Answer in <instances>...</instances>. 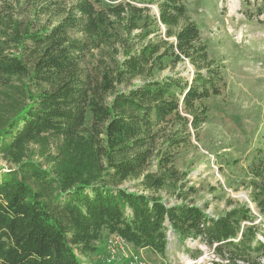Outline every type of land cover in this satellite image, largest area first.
I'll list each match as a JSON object with an SVG mask.
<instances>
[{"label":"trees","instance_id":"obj_1","mask_svg":"<svg viewBox=\"0 0 264 264\" xmlns=\"http://www.w3.org/2000/svg\"><path fill=\"white\" fill-rule=\"evenodd\" d=\"M50 14L57 24L0 34V155L14 164L0 167V264H83L112 235L165 256L171 234L201 242L212 264H264V148L248 167L255 212L212 216L186 192L172 205L158 195L185 176L176 159L226 79L184 0H77Z\"/></svg>","mask_w":264,"mask_h":264},{"label":"rangeland","instance_id":"obj_2","mask_svg":"<svg viewBox=\"0 0 264 264\" xmlns=\"http://www.w3.org/2000/svg\"><path fill=\"white\" fill-rule=\"evenodd\" d=\"M75 1L0 0L3 20L0 34L10 21L33 23L35 29L55 25L60 18L50 12L58 13ZM184 3L200 27L210 57L225 65L226 79L221 96L206 102L209 116L198 138L193 136L190 146L176 159V168L181 177L183 173L185 176L179 182L168 181L158 195L172 205L180 203L182 200L177 195L186 192L187 201L205 208L212 216L238 204H249L255 212L250 199L248 167L252 153L264 148V0H184ZM107 5L105 2L96 7L104 9ZM151 9L157 14V6ZM176 70L192 77V67L187 63H180ZM31 147L39 151L37 146ZM52 151L55 152L54 146ZM35 160L42 158L36 154ZM0 167L8 170L14 164L0 155ZM138 181L129 179L121 187L134 191ZM169 239L165 256L124 246L116 262L127 264L124 259L119 260L138 254L147 264H212L214 255L201 242L189 239L181 243L174 234ZM96 245L100 251L82 257L83 264H105L108 238ZM185 248L199 249L201 256L194 259Z\"/></svg>","mask_w":264,"mask_h":264},{"label":"built area","instance_id":"obj_3","mask_svg":"<svg viewBox=\"0 0 264 264\" xmlns=\"http://www.w3.org/2000/svg\"><path fill=\"white\" fill-rule=\"evenodd\" d=\"M124 246H130L126 243V241L118 236V235H112L108 239V256L105 258V264H119V262H116V258L120 255H122V252L124 251ZM129 256V257H128ZM126 257H122L119 261H122L123 259L127 262V264H147L146 261H144L143 257L138 254H131ZM195 264V263H193Z\"/></svg>","mask_w":264,"mask_h":264},{"label":"crops","instance_id":"obj_4","mask_svg":"<svg viewBox=\"0 0 264 264\" xmlns=\"http://www.w3.org/2000/svg\"><path fill=\"white\" fill-rule=\"evenodd\" d=\"M141 252H144V250H143V251H141Z\"/></svg>","mask_w":264,"mask_h":264},{"label":"water","instance_id":"obj_5","mask_svg":"<svg viewBox=\"0 0 264 264\" xmlns=\"http://www.w3.org/2000/svg\"><path fill=\"white\" fill-rule=\"evenodd\" d=\"M157 13H158V9H157Z\"/></svg>","mask_w":264,"mask_h":264}]
</instances>
